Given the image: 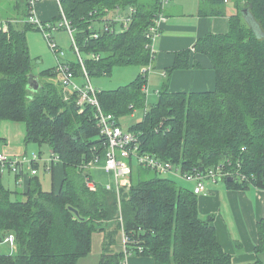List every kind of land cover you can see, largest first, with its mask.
Returning <instances> with one entry per match:
<instances>
[{
  "label": "trees",
  "instance_id": "trees-1",
  "mask_svg": "<svg viewBox=\"0 0 264 264\" xmlns=\"http://www.w3.org/2000/svg\"><path fill=\"white\" fill-rule=\"evenodd\" d=\"M1 1L0 122H23L25 145L48 144L51 156L58 158L49 170L54 176L60 163L64 176L58 188L45 190L38 173L24 172L25 184L11 190L0 171V240L13 233L18 245L14 254L0 252V264H77L91 252L96 231L105 232L100 264H124L126 253L111 251L121 229L134 240L128 253L151 256L155 264H237L217 239L214 216L200 215L198 195L188 186H179L178 179L155 173L134 182L140 170L135 166L130 186L122 188L121 210L114 190L98 183L96 189L88 186L92 171L83 165L97 156L103 158L107 148L95 107L79 106V95L67 94L56 69L38 74L53 75L55 83L41 82L39 77V89L29 88L33 71L27 32L36 28L27 22L30 0H8L4 12ZM233 1L238 11L230 16L228 32L208 33L195 44V50L212 61L216 72L213 90L171 92L164 85L157 101L149 105L143 92L147 76L139 74L127 85L99 90L98 97L103 109L115 114L120 124L134 107L149 106L147 114L128 128L142 134L143 151L185 170L221 163L228 166L231 161L237 176L220 181L230 188L255 185L264 189V0H248L246 6H240L242 0ZM60 2L76 28L83 55H101L99 61L87 58L90 75L109 74L116 65L143 67L151 62L147 33L161 0L149 5L140 0ZM209 2L220 7L226 3ZM131 6L136 12L125 31L96 26L105 22L109 11L121 8L127 12ZM246 11L254 24L245 22ZM223 13V9L212 12ZM189 56L190 50L180 51L171 71L189 67ZM71 64L80 74V65ZM257 227L258 258L239 264H264V218Z\"/></svg>",
  "mask_w": 264,
  "mask_h": 264
},
{
  "label": "crops",
  "instance_id": "crops-1",
  "mask_svg": "<svg viewBox=\"0 0 264 264\" xmlns=\"http://www.w3.org/2000/svg\"><path fill=\"white\" fill-rule=\"evenodd\" d=\"M140 2L144 4V0ZM220 9L224 10L223 14H212L214 10L219 11ZM236 11L232 13L229 8H226L225 3L220 7L210 3L209 0H176L171 6L167 3L165 6L166 21L162 25L160 36L154 41V70L147 75L148 90L150 88L159 94L164 85L171 92L213 90L216 85V72L212 61L204 53L197 52L195 44L199 38L208 33L228 32L230 16ZM59 12L60 8L56 0H42L36 6V13L44 22L57 20ZM182 50H190L189 67L171 71L178 53ZM67 58L72 60L74 57ZM150 73L153 75L152 78H150ZM3 127L8 133L2 132ZM0 132H2L0 152L17 154L26 146L24 142L26 127L23 122L5 121ZM54 172V187L58 188L64 176L62 164L59 163ZM25 174L22 184L17 185L16 176L6 173L4 184L7 181L9 185L7 175L13 176L15 178L13 190H15L25 184L27 180ZM8 188L10 189L9 186ZM198 200L200 215L203 218L214 216L217 239L224 250L231 255L232 261L239 264L257 260L256 247L259 243L257 226L264 218V189L255 185L230 188L218 180L209 182L207 193L199 195ZM123 231V229L119 231L116 243L111 246L112 252L126 253ZM104 239V231L94 232L91 252L80 258L77 264H100L104 253ZM261 259L264 261V254ZM124 264H155V261L148 255L126 253Z\"/></svg>",
  "mask_w": 264,
  "mask_h": 264
},
{
  "label": "built area",
  "instance_id": "built-area-1",
  "mask_svg": "<svg viewBox=\"0 0 264 264\" xmlns=\"http://www.w3.org/2000/svg\"><path fill=\"white\" fill-rule=\"evenodd\" d=\"M42 0H30L31 4V13L30 17L27 19V22L34 24L42 30L51 49L54 51L57 57V65L55 67L60 80L69 95V91L77 92L78 105L84 107L86 104L93 105L95 107V118L97 124L101 130V133L107 139L106 143V152L104 155V169L106 172L113 173L115 177L114 185H106L107 190H114L117 198L119 200V206L121 210V193L122 188L129 187L130 181L129 178L132 175L135 166H141L143 168L150 169L158 175L163 177H172L176 179H181L186 182L192 183L191 189L195 194L205 195L208 191V183L222 180L224 177H235L238 174V171L232 167V162L230 165H225L221 163L216 167L209 169L197 168L194 167L192 170H185L182 165L176 164L172 161L163 160L156 155H153L147 151L141 149V133L140 131L130 130L125 131L120 120L116 117L115 114L106 112L99 100L98 92L99 90L94 87L91 80L90 72L87 68V57L83 55L81 51L80 44L76 37V28L72 25V22L67 17L66 13L61 7L60 0H56L60 8V18L54 21L44 22L42 21L36 13V6ZM228 2V0H225ZM167 0H161V7L159 12L156 14L154 24L150 26L147 33L149 42L147 47L150 49L151 53V62L142 68V74L147 76L148 73L153 69V60H154V41L160 36L162 25L166 21L165 16V3ZM135 7H129L127 12H122L121 8H118L114 12L109 11V15L105 17V22L103 27L105 30L110 32H123L128 27L132 21V16L135 14ZM106 20H109L107 23ZM3 26L7 27L6 22H2ZM66 29L69 32L70 39L72 41V49L75 52L74 58L71 60L65 56V52L61 49L55 41L53 36V31L56 29ZM97 38L98 33L94 32L92 35ZM88 58L99 61L101 55L93 53L88 55ZM71 62H77L80 65V74L74 69ZM143 92L148 94V86L145 84L143 86ZM131 107H134L131 105ZM148 107H144L141 112L142 116L147 114ZM134 112L138 111L134 107ZM40 157L37 154L31 159H28V155L23 156L22 160L16 158H10L5 152H0V171L2 174L12 173L15 176H18L17 184L21 185L23 181L24 172L29 171L32 174L38 173V168L36 167L40 162ZM102 159V157L97 156L95 160L86 163L83 165L85 170L92 171L97 163ZM58 160L57 157L51 156V161ZM26 163L28 165L26 166ZM87 184L90 188L96 189L97 182L92 179V176H87ZM125 188V189H127ZM124 232V231H123ZM125 234V243H126V253H128V246L133 243V239L124 232ZM6 245L11 249L10 252H4L6 254H14L18 245L16 242V237L13 233L7 234L3 239L0 240V252L1 246ZM140 251L143 249L139 247Z\"/></svg>",
  "mask_w": 264,
  "mask_h": 264
},
{
  "label": "rangeland",
  "instance_id": "rangeland-1",
  "mask_svg": "<svg viewBox=\"0 0 264 264\" xmlns=\"http://www.w3.org/2000/svg\"><path fill=\"white\" fill-rule=\"evenodd\" d=\"M176 0H168L165 3V6L167 3H170V6L173 5V3ZM204 1V0H202ZM157 0H144V4L145 5H149V4H154L156 3ZM9 1L8 0H2L1 1V8L3 9L2 11L4 12L5 7L7 8ZM205 4V3H203ZM226 4V8H229L231 10V12H235L236 10L238 11V9H236L237 7H235L236 5L234 4L233 0H230L229 2L225 3ZM248 4V0H242L241 1V5L240 6H246ZM236 11V13H237ZM6 13L7 10H5ZM246 23H248V25H251L252 23L246 19L245 21ZM103 22H97L96 26L100 27L103 26L102 25ZM53 36L55 38L56 43L58 44V46L64 50L65 52V56L69 57V56H73L75 55V52L72 49V41L70 39V35L69 32L66 29H56L55 31H53ZM27 40H28V44H29V48H30V53L32 56V71L34 74H40L42 72H51V70L55 69L56 65H57V57L54 53V51L51 49L48 40L46 39L44 33L42 32V30L40 28H38L36 26V28L34 29H30L27 32ZM88 58V56H87ZM86 58V59H87ZM142 66L137 65V64H128V65H116L112 68L111 72L108 74H100V75H91V80H92V84L94 85V87L98 90H112V89H117L123 85H127L131 82H133L138 76L139 74H142ZM154 69H152L153 71ZM143 75V74H142ZM40 77V81H46V80H50L52 82H56L54 76H47L46 78L43 76H39ZM153 75L150 73V78H152ZM144 86V85H143ZM159 94L156 93L154 90H151L149 88V92L147 94V104L151 105L154 102L157 101ZM143 107V105H142ZM141 106L136 108L138 111L134 112V110L126 115H124V119H122V125L125 129V131L128 130L129 126L138 122L141 119V112L143 111V109ZM128 112V110H127ZM121 114H123V112H121ZM5 121L0 122V129L2 127V124H4ZM7 125V124H6ZM2 132L5 133L7 132L5 130V128H2ZM2 132H0V134H2ZM8 133V132H7ZM10 158H16V159H20L22 160L23 156L28 155V159H31L34 154H37L38 157H40V162L38 164V176L41 179V183H42V187L45 190H52L54 188V176L52 174V172L49 170L51 165H52V161H51V151L50 148L48 146V144H43L40 145V143L37 142H30L28 143V145H26L21 152L17 153V154H9L7 152H5ZM104 158H102L98 163L97 166H95L96 168H94L92 170V179L94 181H96L98 184H102L103 186L106 185H114L116 180L115 177L113 175V173L111 172H106V170L104 169ZM46 164L48 165V168H46ZM28 165V163H26V166ZM137 167V166H136ZM135 167V168H136ZM140 170L136 171V173L134 174L132 180L134 182L138 181V179H148L151 177L155 176V172L147 169V168H143V167H139ZM136 170V169H135ZM8 174V173H7ZM132 176V175H131ZM131 176L129 178V181L131 183ZM162 176V175H160ZM10 177V178H8ZM163 177V176H162ZM7 179H9V185L7 183V181L5 182L6 186L10 187V189L13 190L14 188V184H15V178L11 175H7ZM177 184L179 186L183 185V186H192V183L190 182H186L183 181L181 179L177 180ZM121 197V196H120ZM205 217V216H204ZM1 251L2 252H10L11 249L9 248V246L3 245L1 246Z\"/></svg>",
  "mask_w": 264,
  "mask_h": 264
},
{
  "label": "water",
  "instance_id": "water-1",
  "mask_svg": "<svg viewBox=\"0 0 264 264\" xmlns=\"http://www.w3.org/2000/svg\"><path fill=\"white\" fill-rule=\"evenodd\" d=\"M245 15L247 17V20H249L252 24H254V21H253L252 17L250 16V13L248 11L245 12ZM28 86L30 89L38 90L40 87L39 76L34 74V73L31 74L29 76ZM228 180L232 181L233 178H229Z\"/></svg>",
  "mask_w": 264,
  "mask_h": 264
}]
</instances>
